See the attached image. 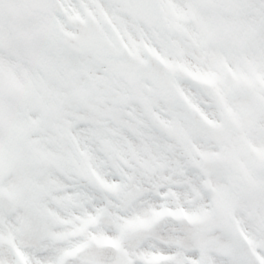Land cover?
Segmentation results:
<instances>
[{
    "label": "snow or ice",
    "instance_id": "snow-or-ice-1",
    "mask_svg": "<svg viewBox=\"0 0 264 264\" xmlns=\"http://www.w3.org/2000/svg\"><path fill=\"white\" fill-rule=\"evenodd\" d=\"M0 264H264V0H0Z\"/></svg>",
    "mask_w": 264,
    "mask_h": 264
}]
</instances>
